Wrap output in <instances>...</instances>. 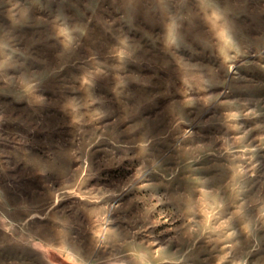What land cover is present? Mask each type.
<instances>
[{"label":"rangeland","instance_id":"obj_1","mask_svg":"<svg viewBox=\"0 0 264 264\" xmlns=\"http://www.w3.org/2000/svg\"><path fill=\"white\" fill-rule=\"evenodd\" d=\"M0 264H264V0H0Z\"/></svg>","mask_w":264,"mask_h":264}]
</instances>
